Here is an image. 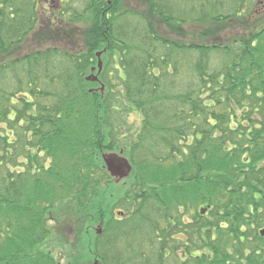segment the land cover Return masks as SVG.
Wrapping results in <instances>:
<instances>
[{
	"label": "trees",
	"instance_id": "1",
	"mask_svg": "<svg viewBox=\"0 0 264 264\" xmlns=\"http://www.w3.org/2000/svg\"><path fill=\"white\" fill-rule=\"evenodd\" d=\"M37 1L0 0V264H47L46 227L50 220L60 224L63 213L72 214L69 234L77 243L101 222L92 248L101 264L242 262L254 251L253 245L245 250L251 240L246 227L264 211V55L255 56L258 46L250 40L235 38L227 47L216 39L240 19L232 17L247 22L258 0H182L187 9L174 0H146L131 10L138 26L129 23L130 10L119 0H86L73 21H92L85 30L88 54L85 47L79 55L46 49L13 56L35 28ZM187 22L209 24L196 35L212 42L186 43L158 27ZM102 49L111 50L121 83L114 106L82 85L94 52ZM10 77L17 82L8 85ZM15 86L26 94L24 108L9 107ZM123 111L125 121L140 118L122 147L135 166L130 179L139 177L141 185L133 183L139 186L125 195L128 207L117 217L108 203L114 184L100 154L118 148L125 132L98 123ZM185 150L189 164L180 160ZM40 156L51 164H38L35 175L32 162ZM155 159L165 164L154 166ZM24 168L32 175L24 177ZM101 184L111 185L106 196ZM239 220L238 228L229 226Z\"/></svg>",
	"mask_w": 264,
	"mask_h": 264
},
{
	"label": "rangeland",
	"instance_id": "2",
	"mask_svg": "<svg viewBox=\"0 0 264 264\" xmlns=\"http://www.w3.org/2000/svg\"><path fill=\"white\" fill-rule=\"evenodd\" d=\"M43 1L46 3L42 4L41 2L37 6V8L33 11V17H36L35 19H36L37 25L35 26L34 30L29 34L27 39H25V41L23 42V45L20 48L21 49L20 52L14 53L13 56L14 55L22 56L26 54V52H29V51L33 52V50H35L36 48L37 49L45 48V49L51 50V48H54V47L55 49H58L57 51L59 52L68 51V53L76 54V55H79L81 53L80 51L82 50L84 51L86 49L85 47H87V52H89L88 50L89 48L87 45L89 40L87 39V42L85 40V30L90 29V24H92V21H88V19L87 21H84L82 19L78 21H73V19H75V16H76L75 12L81 13L85 9V5L88 2V0L87 2L86 0H67L66 3H64L65 0H43ZM145 1L146 0H119L117 1V4L119 5V7H123L125 10L127 9L130 10L126 12L127 14L126 16L129 17L128 19L129 23L132 25L138 26V23L131 22L132 20H136V17H135L136 15L133 12H131V10L139 11V9H142L143 2L145 3ZM249 1H247V3L245 2L241 4L242 7L244 6L245 8V5L249 4ZM182 2H183L182 0H174V3L176 4L175 7L178 8L181 5L184 8H186L187 4L184 5ZM254 2L255 0H253V3ZM261 2L264 3V0H261ZM260 14L261 15L263 14L264 16V10H262ZM8 15L9 13H7V16ZM242 16L243 15L239 17H232L233 19L234 18L236 19L240 18V19L236 21L233 26L226 27L225 29L222 30L221 34H219L216 39V41L219 42V44L229 47L231 46L230 44L234 42L235 38L240 39V41L244 42L249 37V34L247 32L248 29L244 27L245 25L243 24V22H245L247 26L248 25L250 26L252 23H254L257 20V18L255 15V12H252L251 14L249 13V18L247 19V22L245 20V17H242ZM124 20L125 22H128L127 19H124ZM230 22H232V20ZM232 24L233 23H231V25ZM208 26L207 24L205 23L202 24L201 22L199 23H188L187 22L186 24L181 26L182 28L177 25H165V24L158 25L159 30H164V32L169 34L171 37H174L176 35V37L178 36L179 39H182V41L186 43H189L192 40L198 43L212 42L213 39L210 37H208L209 39L208 38L201 39L200 37L196 35L198 31L202 32L203 29L206 30ZM177 32L187 33V34L186 36L185 35L181 36L177 34ZM261 39L264 40L263 37ZM262 43L263 42L260 41V39H257V41H254L253 43L255 44V46H258L257 51L252 50L258 59H260L264 55V50H263L264 45H262ZM80 47H82L81 50L77 51V49ZM102 58L104 61L103 62L104 65H103V70L100 74V80L105 85L104 94H101L100 92H98L99 84L96 81L90 80L89 82H87V80L83 79L82 85L84 86V89L88 93H90L89 92L90 88L94 89L92 92H98V94L96 93L97 99L105 95V98L100 100L104 103V105L107 104L108 102L110 105L114 106L115 99L113 95L117 93L118 90L121 89V83L117 82L118 80L116 77V73H117L116 66L114 65L112 61L113 55L111 54V50H108L107 54H104ZM67 61L70 62V59L69 58L66 59L65 62H63L62 64L67 65L68 63ZM213 63L217 65L220 64V58L216 57ZM18 68H22V67L18 65V66L12 67L11 70L16 71ZM88 73L89 71L86 70L83 76H87ZM182 75L184 76V79L186 81V79L188 78L186 68H184ZM6 77H8V74L6 75ZM7 81L6 82L8 85L14 82H17L14 78H11V77L7 78ZM40 82H41V78H40ZM0 83H1L0 84V87H1L2 85L1 80H0ZM256 84H259L258 81L254 83V85ZM39 85L42 86L43 83L41 82L39 83ZM9 92H11L12 94H15V96L13 95L11 97V100H10L11 104L10 105L8 104L9 107L10 108H24V103H22V99L25 98L23 97L24 96L23 94H25V92L24 91L17 92L16 86H15V89L12 88ZM40 100H42V98H40ZM120 106L121 105L119 104V107ZM25 107H26V104H25ZM94 109H97L96 110L97 112H101V109L103 110V108H91L92 111ZM109 117H110L109 121L111 122L109 123L100 122L98 124L100 125V127H102V129L104 128L108 129L107 126H111V125H112V128L122 129V132L124 131L125 135L124 137H122V139H120L122 142L121 144L118 145V147L125 146L124 143L127 145L128 142L131 139H133L131 137V134L134 136V132H136L139 129L137 124L140 123V118H138L135 115H131L129 119L125 121V118L127 116L125 115L124 111L123 113L122 112L120 113L116 112L115 114L111 113ZM102 119L104 120L105 116L102 117ZM127 121L128 123H126ZM83 126L85 127L87 126V124ZM106 133H108L107 130H106ZM259 144L263 145L262 140H259ZM191 149L192 147L189 146L188 147L189 152H191ZM188 150H185V154H182V156H180L181 158L180 160L184 164H189L188 162L191 163L192 161V158L190 156L191 154L187 155ZM123 156H126L125 152H123ZM7 162L12 163L11 156L7 157ZM42 162H44L43 165L45 164L46 166H49L51 164V161H49V158L44 161V158L42 156L38 157L37 161L32 162V166L36 169V170H33V174L35 173L36 175L38 173L37 171L38 164ZM160 162L162 161H160L159 159H155L154 166L155 165L159 166L164 163V162L162 163ZM165 163L166 165L171 163V159L167 158L165 160ZM26 170L24 168V173H21L24 177H28L32 175V172L30 169H28V174ZM133 173H134V169H133ZM200 176H202V174ZM137 180L139 181V177ZM137 180L136 179L131 180L129 178L124 183L119 182V184L118 183L114 184V187L112 188L113 196L109 195L112 197L109 199L108 203L110 207L115 206L114 213H116L115 215L117 217L120 216V214L117 213L119 209H127L128 207L129 203L127 202L126 199H124L125 195L127 198V194H129L128 191L130 192L132 189L134 192L135 190H137V187L139 186V184L141 185L139 181V184H136V186L133 187V183L135 181L137 182ZM100 186H102V184ZM102 187L104 190V194L106 196V194L109 193L111 185L106 184L105 186H102ZM108 212L109 211H107V214ZM71 216L72 214L63 213L61 220H59L60 224H58V222L55 220L54 221L50 220V222L48 223L46 229L49 231L51 230V234L48 235L45 241L47 243H45L46 248H44V250L51 257V259L47 261V264H92L94 260L97 259L92 248L94 245L93 243H94V238H95L94 228L97 226L98 223L97 222L94 223V226L91 229L89 228L87 230L85 229L87 233L85 240L81 241V243H77V241H75V238L71 234H69L71 232V226H73V224L71 223L73 221ZM263 217H264V211L260 212L258 216L255 217V219L253 218L250 219V222L248 223L246 230H247L248 236L251 237V240L249 239V241L246 242L247 245L245 244L246 246L244 247L246 251L249 250V247H251L252 251L254 249V251L249 253L246 257H244L243 261L239 262L238 264H247L248 258L253 259L257 264H261V261L264 260V238L261 239L258 236H256L258 229L260 230V228L264 227ZM250 223H255V224L253 227H250ZM239 224H242V221L240 220L232 221L229 226H234L238 228ZM243 225H245V223ZM234 232L235 230L230 231V233L233 235H234ZM177 237H179L180 239H184V236H182L181 234H178ZM252 245H253V249H252ZM192 252H196V251L192 248ZM28 253L30 255L35 254L31 251ZM179 255H180V252H179ZM259 256H261L260 260H259ZM179 258L181 257L179 256ZM233 262L234 260L231 261V263ZM262 262L264 263V261Z\"/></svg>",
	"mask_w": 264,
	"mask_h": 264
},
{
	"label": "water",
	"instance_id": "3",
	"mask_svg": "<svg viewBox=\"0 0 264 264\" xmlns=\"http://www.w3.org/2000/svg\"><path fill=\"white\" fill-rule=\"evenodd\" d=\"M100 52L96 53V56L98 58L97 67L98 72L101 71L102 62L100 59ZM95 69V67H92V71ZM86 80L95 81L97 80V76L93 73L89 74L86 77ZM101 92L103 91V86L100 87ZM102 161L104 163V167L106 171L109 173V175L113 178V182L118 183L121 179L126 178L129 176L132 166L129 162V160L115 152H105L102 154ZM102 227L101 223L97 226L95 229L96 234L101 233ZM93 264H100L98 260H95Z\"/></svg>",
	"mask_w": 264,
	"mask_h": 264
},
{
	"label": "flooded vegetation",
	"instance_id": "4",
	"mask_svg": "<svg viewBox=\"0 0 264 264\" xmlns=\"http://www.w3.org/2000/svg\"><path fill=\"white\" fill-rule=\"evenodd\" d=\"M259 5H258L259 7L258 6L256 7V9L261 12L262 10H264V4H262V2H261V4H259ZM249 27L251 28V31L249 30L250 36L252 35L253 32L260 31V29H261V26L256 25V24L250 25V26H248V28Z\"/></svg>",
	"mask_w": 264,
	"mask_h": 264
}]
</instances>
